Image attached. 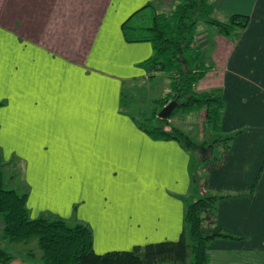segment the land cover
Returning <instances> with one entry per match:
<instances>
[{
  "label": "crops",
  "instance_id": "crops-1",
  "mask_svg": "<svg viewBox=\"0 0 264 264\" xmlns=\"http://www.w3.org/2000/svg\"><path fill=\"white\" fill-rule=\"evenodd\" d=\"M149 2L170 12L177 0H0L3 159L22 167L30 218L88 225L98 254L178 240L191 188L196 151L153 139L128 108L135 96L153 108L171 92L144 64L151 44L128 42L121 29ZM211 3L215 19L239 13L249 23L235 37L199 29L210 69L195 89L220 90L221 132H238L227 149L200 150L217 155L203 164L205 188L226 196L217 222L235 237L209 244V264H264V0ZM205 117L204 108L177 111L168 122L185 132L205 128ZM3 227L0 217V235ZM0 246L16 256L6 264H40L22 256L39 255L37 241Z\"/></svg>",
  "mask_w": 264,
  "mask_h": 264
},
{
  "label": "trees",
  "instance_id": "trees-1",
  "mask_svg": "<svg viewBox=\"0 0 264 264\" xmlns=\"http://www.w3.org/2000/svg\"><path fill=\"white\" fill-rule=\"evenodd\" d=\"M211 0H177L173 10L163 12L149 2L133 12L121 25L128 42H149L152 56L144 64L169 80L171 92L152 102L149 112L139 111L133 117L153 139H176L183 147L196 151L191 164V188L183 197V227L178 240L136 245L130 250L98 254L93 249V235L84 223H69L61 217L45 213L31 219L26 202L29 186L22 182L19 161H5L0 150V217L4 227L0 241L26 242L36 238L39 255L32 249L23 258L40 264H209V244L217 238H235L217 222L218 203L225 198L206 190L203 164L212 157L200 154L202 147L227 149L238 132L222 134L220 117L223 101L220 90L197 91L196 84L210 69L194 36L205 24L225 37H235L249 23L245 14H229L225 21L213 17ZM172 99L178 106L167 119L157 117ZM206 109L204 127L211 140L197 143L188 134L169 124L177 112L189 113ZM9 169V170H8ZM11 170V172H9ZM15 187H5V182ZM16 256L0 246V262L6 264Z\"/></svg>",
  "mask_w": 264,
  "mask_h": 264
},
{
  "label": "rangeland",
  "instance_id": "rangeland-1",
  "mask_svg": "<svg viewBox=\"0 0 264 264\" xmlns=\"http://www.w3.org/2000/svg\"><path fill=\"white\" fill-rule=\"evenodd\" d=\"M129 107L128 108H130V111H132L133 112V114H137L138 113V111H140V110H142V111H145V112H149V111H151V109H152V106H150V105H148L146 102H143V100H141V96H135L134 97V99H132V102H131V104L130 105H128ZM196 114H198L197 112H194V113H192V114H190V116H194V115H196ZM177 115H178V113H177ZM192 121V120H191ZM185 121H183V123H184ZM197 124H199V123H197ZM184 126V125H183ZM196 127L194 128V130H192V131H190V130H188V129H184L183 128V130L186 132V133H189L192 137H194L195 139H199V142H201V141H204V140H211V138H212V136H211V133L208 131V130H206V128H201L200 129V126L199 125H195ZM179 127V126H178ZM182 128V127H181ZM209 134V135H208ZM208 136V137H207ZM217 147H220V146H217ZM205 154H206V152L205 153H200V154H198V155H196L197 156V158L198 157H202V156H205ZM9 170V169H8ZM9 172H11V170L9 171ZM5 187H9L10 185L9 184H7V182H5ZM30 241H36L37 239L36 238H31V239H29Z\"/></svg>",
  "mask_w": 264,
  "mask_h": 264
},
{
  "label": "water",
  "instance_id": "water-1",
  "mask_svg": "<svg viewBox=\"0 0 264 264\" xmlns=\"http://www.w3.org/2000/svg\"><path fill=\"white\" fill-rule=\"evenodd\" d=\"M178 106V100L172 99L169 101L158 113L157 117L160 119H167Z\"/></svg>",
  "mask_w": 264,
  "mask_h": 264
},
{
  "label": "built area",
  "instance_id": "built-area-1",
  "mask_svg": "<svg viewBox=\"0 0 264 264\" xmlns=\"http://www.w3.org/2000/svg\"><path fill=\"white\" fill-rule=\"evenodd\" d=\"M201 40H202V36H201V34H196L195 36H194V43L197 45H200V43H201Z\"/></svg>",
  "mask_w": 264,
  "mask_h": 264
}]
</instances>
